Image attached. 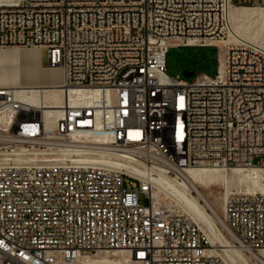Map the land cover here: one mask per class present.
<instances>
[{"label":"built area","instance_id":"obj_1","mask_svg":"<svg viewBox=\"0 0 264 264\" xmlns=\"http://www.w3.org/2000/svg\"><path fill=\"white\" fill-rule=\"evenodd\" d=\"M251 2L0 0V48L46 49L63 91L91 94L46 123L39 102L0 87V113H13L0 123L1 158L21 147L54 157L0 166V264H75L109 250L138 264H230L191 217L155 197L154 178L256 167L264 179V46L234 36L228 17ZM173 45L216 47L217 75L169 76ZM217 224L249 258L264 250V193L230 195Z\"/></svg>","mask_w":264,"mask_h":264},{"label":"bare ground","instance_id":"obj_2","mask_svg":"<svg viewBox=\"0 0 264 264\" xmlns=\"http://www.w3.org/2000/svg\"><path fill=\"white\" fill-rule=\"evenodd\" d=\"M228 17L231 22L230 29L234 36L249 39L258 43L256 40L262 36L261 34L264 30V7H250L247 5L234 6L229 8ZM252 27H257V29H252ZM260 44L263 45L264 40L261 41ZM0 50L10 51L12 54V57H10L11 61H22L26 59L25 55L29 53L32 56V58H27L26 65L19 67H0V80L12 81L16 79H22L28 81V79H32L29 80L31 82L28 81L29 83H23L24 85H22V83H6L4 84V88H6L8 91H11L12 93H15L16 100L20 103H26V101L32 100L35 101V103L39 102L40 105L36 104L35 107L43 108L44 119L46 123H49L50 117L58 113L64 106H73L77 103L84 105L88 104L91 100V94H89L88 91L75 89H66L63 91L61 88L64 82L63 71L60 69L41 68L39 60L37 59V50L35 48L9 47L6 49L0 48ZM20 68L25 70L27 76L16 74V70ZM47 79L51 80L47 81ZM12 117L13 113L10 115L9 121L12 120ZM25 148H18V151L12 155L14 157H41L40 159L47 157V160L50 161L54 159L53 156L46 154L40 149L32 148L26 150ZM47 160L36 164L15 165L43 166L49 162ZM88 161L92 165H105L113 169H120L124 167L125 170L130 174H133L137 177L144 176L143 171L137 170L129 163L116 159L91 157L88 158ZM3 164H0V166ZM179 176L181 180H177L175 177L168 176L159 171L158 175L154 178L156 185L155 197L159 200L166 201L170 209L177 210L191 217L206 234L212 246L224 247L222 248L225 252L223 256L227 261L230 262V264H252L250 262V258L253 260V264H264V250L250 255L249 258L241 250L235 249L233 246L229 245L226 235L217 224V220L220 222L224 221L225 202L226 199L232 194L224 196L225 198L223 197V208L221 210H219L217 206L210 202L204 194V192L210 190L213 186L222 182H225L227 187H230L231 181L235 180L249 183L247 184L248 188L245 191L246 194H262L264 193V179L262 170L256 167L230 168L226 170H221L214 167H189L181 172ZM162 183H166L169 186V190L164 189ZM177 192H180L184 196L185 202H182L176 198L175 193ZM194 193L195 195H193ZM109 251H118L124 254V257L112 258L108 255L100 256L102 254H99L98 258L92 260L87 258L92 255H87L85 257L79 258L75 264H127L126 258L131 259L129 252L126 250ZM104 252L108 253V251ZM111 254L115 255L114 252ZM131 261L133 264H138L132 259Z\"/></svg>","mask_w":264,"mask_h":264},{"label":"rangeland","instance_id":"obj_3","mask_svg":"<svg viewBox=\"0 0 264 264\" xmlns=\"http://www.w3.org/2000/svg\"><path fill=\"white\" fill-rule=\"evenodd\" d=\"M247 6H257V7H264V0H252L250 5L247 3ZM252 29H257V27H252ZM262 36L260 38H257L256 41L260 43L264 40V30L261 34ZM263 40H262V39ZM264 45V44H263ZM6 49V48H2ZM37 50V59L39 60L40 67H47L49 63L48 58V52L46 49H36ZM40 50V52H39ZM44 69V68H43ZM167 74L169 76L176 77L177 75H180L182 78L188 81H193L198 75L200 74H206L210 77H215L218 73V49L216 47L207 46V47H184V46H177L173 45L169 48L168 54H167V67H166ZM185 71H193L194 75L192 77H185L184 72ZM16 74L19 75H26L25 70H22V68L16 70ZM12 114L11 111H5L3 113H0V123L3 122H9L10 115ZM26 150L32 149L31 147H26ZM24 149V150H25ZM23 150V149H22ZM5 151V150H2ZM18 150H15L13 153H10L11 155L7 156H0V164H33V163H42L43 161L47 160L46 158L41 157H34V156H25V157H14L12 154L17 152ZM1 152V151H0ZM8 152H12L11 150H8ZM40 160V161H38ZM50 161V160H47ZM254 163H258V158L254 159ZM246 182L243 181H231V186L227 187L225 182H222L218 185L213 186L210 190L204 192L206 198L212 202L215 206L218 207L219 210L223 208V197L230 195V194H246L247 187ZM162 186L164 189L169 190V186L166 183H162ZM218 186V187H217ZM229 193V194H228ZM195 195V193L193 194ZM175 196L178 200L185 202L184 196L177 192L175 193ZM225 198V197H224ZM142 202L144 204H147L146 199H142ZM115 253V255H112L111 253ZM99 254H102L100 256L108 255L112 258L114 257H124V254L118 252V251H108L106 252H100L96 255L89 256L87 258L95 259L98 258ZM126 258V256H125ZM129 258V257H128ZM89 259V260H90ZM87 261V260H86ZM85 262V261H84ZM127 264H133L131 259L126 258ZM252 263V262H251ZM82 264V263H80ZM253 264V263H252Z\"/></svg>","mask_w":264,"mask_h":264},{"label":"crops","instance_id":"obj_4","mask_svg":"<svg viewBox=\"0 0 264 264\" xmlns=\"http://www.w3.org/2000/svg\"><path fill=\"white\" fill-rule=\"evenodd\" d=\"M40 52V50H39ZM10 53V54H9ZM10 57H12V54L10 51H6V50H0V67H14V66H23L26 65L27 62V58H32V56L29 54L25 55L24 60L22 61H11ZM44 69H49L48 67H43ZM32 80V79H28ZM51 79H47V81H50ZM27 80H22V79H16V80H12V81H8V80H0V87H4V84L6 83H12V84H20L22 83V85L29 83L31 81L28 82ZM46 81V80H44ZM24 83V84H23Z\"/></svg>","mask_w":264,"mask_h":264},{"label":"water","instance_id":"obj_5","mask_svg":"<svg viewBox=\"0 0 264 264\" xmlns=\"http://www.w3.org/2000/svg\"><path fill=\"white\" fill-rule=\"evenodd\" d=\"M184 75H185V77L189 78V77H192L194 75V72L193 71H185Z\"/></svg>","mask_w":264,"mask_h":264}]
</instances>
